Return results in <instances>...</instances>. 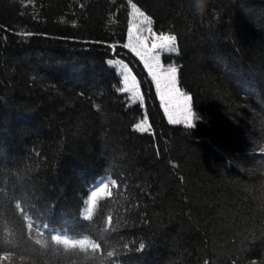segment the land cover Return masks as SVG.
Wrapping results in <instances>:
<instances>
[{
  "label": "trees",
  "instance_id": "obj_1",
  "mask_svg": "<svg viewBox=\"0 0 264 264\" xmlns=\"http://www.w3.org/2000/svg\"><path fill=\"white\" fill-rule=\"evenodd\" d=\"M130 2L177 36L196 127L123 46ZM24 3L0 0V264H264V0Z\"/></svg>",
  "mask_w": 264,
  "mask_h": 264
},
{
  "label": "snow or ice",
  "instance_id": "obj_2",
  "mask_svg": "<svg viewBox=\"0 0 264 264\" xmlns=\"http://www.w3.org/2000/svg\"><path fill=\"white\" fill-rule=\"evenodd\" d=\"M32 0L24 3L23 7H28ZM132 15L142 19V24L147 25L143 30L138 25H130L128 28V42L123 46L130 49L147 68L151 79L162 102H164V111L167 114L168 122L173 125L183 124L186 128L196 127L197 114L193 111V97L191 94L181 90L178 85L179 69L175 65L167 67L161 62V52L177 53L178 38L171 33H156L153 31L152 18L141 11L135 3H131ZM189 9L192 13H197V0H189ZM147 32V35L144 34ZM135 33V36L133 35ZM23 35H32V33H23ZM115 47V45H112ZM109 64L114 61H108ZM132 84L129 86L130 73L124 72L122 92H132L135 94L138 84L135 77H131ZM99 110V106H97ZM151 125L146 120L135 125L139 132L149 131ZM100 184L111 187H118L116 179L109 178L108 182L100 181ZM145 243H140L138 251H144ZM207 264V262H206Z\"/></svg>",
  "mask_w": 264,
  "mask_h": 264
},
{
  "label": "rangeland",
  "instance_id": "obj_3",
  "mask_svg": "<svg viewBox=\"0 0 264 264\" xmlns=\"http://www.w3.org/2000/svg\"><path fill=\"white\" fill-rule=\"evenodd\" d=\"M131 3L133 2H130V21H129V26L130 25H138L141 27V29L143 30L144 28L147 27V25H144L142 24V19L141 18H138L136 16H133L132 15V9H131ZM138 7V6H137ZM139 8V7H138ZM141 10V9H140ZM142 11V10H141ZM128 26V28H129ZM152 29H153V26L151 25ZM154 32H156L154 29H153ZM157 33V32H156ZM145 35H147V32H144ZM133 35L135 36V33H133ZM127 42H128V36H127ZM126 42V43H127ZM130 50V49H129ZM131 51V50H130ZM132 52V51H131ZM133 53V52H132ZM134 54V53H133ZM165 54H170V53H167V52H161V62L167 67L168 65H174L172 63H167L163 60V56ZM135 55V54H134ZM136 56V55H135ZM137 57V56H136ZM111 61H114V63H112L111 65H113L116 70L118 71L119 75L121 76V80H122V87H123V75H124V72L125 71H128L130 73V81H129V86L131 87V84H132V80H131V77H135V82L138 84V88L136 89V92L135 94H133L132 92H125L130 100V102H139V103H143V97H142V92H141V89H140V85L138 83V80L136 78V76L134 75L133 71L131 70V68L129 67L128 64H126L125 62L119 60V59H112ZM142 62V61H141ZM143 63V62H142ZM144 65V64H143ZM176 66V65H175ZM147 70V68H146ZM148 71V70H147ZM149 73V72H148ZM150 75V74H149ZM151 77V75H150ZM179 85V84H178ZM180 87V86H179ZM181 88V87H180ZM181 90H183L181 88ZM184 91V90H183ZM158 94V92H157ZM159 96V94H158ZM160 99V97H159ZM161 101V99H160ZM161 104H162V108H163V111H164V102L161 101ZM194 111V110H193ZM164 114H165V117L168 121V118H167V114L165 113L164 111ZM142 120H146V123L149 124V121L146 117H143L139 122H141ZM197 121V120H196ZM138 122V123H139ZM169 123V122H168ZM170 124V123H169ZM172 126H177V127H183V128H186L183 124H180V125H173V124H170Z\"/></svg>",
  "mask_w": 264,
  "mask_h": 264
},
{
  "label": "clouds",
  "instance_id": "obj_4",
  "mask_svg": "<svg viewBox=\"0 0 264 264\" xmlns=\"http://www.w3.org/2000/svg\"><path fill=\"white\" fill-rule=\"evenodd\" d=\"M202 4H203V6H204V4H205V0H202Z\"/></svg>",
  "mask_w": 264,
  "mask_h": 264
}]
</instances>
